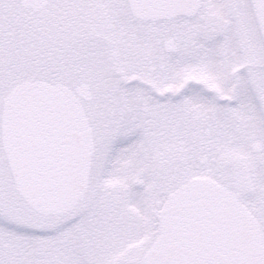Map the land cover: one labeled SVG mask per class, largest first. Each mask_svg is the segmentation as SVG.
<instances>
[{"label":"snow or ice","instance_id":"snow-or-ice-1","mask_svg":"<svg viewBox=\"0 0 264 264\" xmlns=\"http://www.w3.org/2000/svg\"><path fill=\"white\" fill-rule=\"evenodd\" d=\"M0 264H264V0H0Z\"/></svg>","mask_w":264,"mask_h":264}]
</instances>
